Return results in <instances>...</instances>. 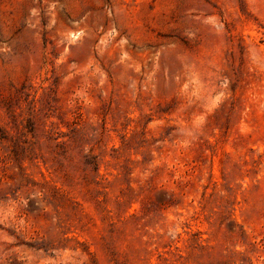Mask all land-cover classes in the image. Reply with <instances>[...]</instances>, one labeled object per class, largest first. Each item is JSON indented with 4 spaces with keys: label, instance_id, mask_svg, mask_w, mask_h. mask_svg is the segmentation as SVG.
I'll return each mask as SVG.
<instances>
[{
    "label": "rangeland",
    "instance_id": "374dc122",
    "mask_svg": "<svg viewBox=\"0 0 264 264\" xmlns=\"http://www.w3.org/2000/svg\"><path fill=\"white\" fill-rule=\"evenodd\" d=\"M0 264H264V0H0Z\"/></svg>",
    "mask_w": 264,
    "mask_h": 264
}]
</instances>
